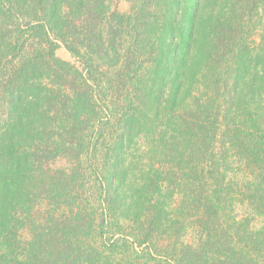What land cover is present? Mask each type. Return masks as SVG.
I'll list each match as a JSON object with an SVG mask.
<instances>
[{"label":"trees","instance_id":"obj_1","mask_svg":"<svg viewBox=\"0 0 264 264\" xmlns=\"http://www.w3.org/2000/svg\"><path fill=\"white\" fill-rule=\"evenodd\" d=\"M127 1L0 0V264H264V0Z\"/></svg>","mask_w":264,"mask_h":264},{"label":"rangeland","instance_id":"obj_2","mask_svg":"<svg viewBox=\"0 0 264 264\" xmlns=\"http://www.w3.org/2000/svg\"><path fill=\"white\" fill-rule=\"evenodd\" d=\"M112 7L113 9L117 10L120 13H129L131 10V3H129L127 0H113L112 2ZM57 55L69 62H74V60L71 58L70 54L66 51V49L61 46L57 50ZM236 213L239 216V218H244V217H251L252 213L250 211V208L245 206V205H240L238 204L236 206ZM253 227L255 229H259L262 227L264 224V219L257 217L256 219L253 220ZM30 232L29 231H24L23 232V237L24 239L28 240L30 238ZM188 237H192V234H189Z\"/></svg>","mask_w":264,"mask_h":264}]
</instances>
